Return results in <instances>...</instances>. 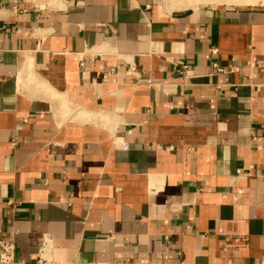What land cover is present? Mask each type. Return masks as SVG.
<instances>
[{"label":"crops","instance_id":"0c3cea01","mask_svg":"<svg viewBox=\"0 0 264 264\" xmlns=\"http://www.w3.org/2000/svg\"><path fill=\"white\" fill-rule=\"evenodd\" d=\"M252 136L264 0H0L13 264H264Z\"/></svg>","mask_w":264,"mask_h":264},{"label":"built area","instance_id":"2783aa9c","mask_svg":"<svg viewBox=\"0 0 264 264\" xmlns=\"http://www.w3.org/2000/svg\"><path fill=\"white\" fill-rule=\"evenodd\" d=\"M211 54L217 53V49L215 47L210 48ZM180 69L178 71L180 77L186 78V71L189 68V65L187 63L180 62ZM213 68L216 69L217 72H223V69L218 66L216 62H213L212 64ZM145 83L148 85H159L152 79H146ZM252 142L255 144V146H258L260 148L261 154L264 158V137H256L252 136ZM119 147H125L123 143L120 145H117ZM167 240V237H165ZM14 256H15V245L13 241H10L8 239H0V264H13L14 262ZM38 264H50L45 260L41 255L37 258Z\"/></svg>","mask_w":264,"mask_h":264}]
</instances>
